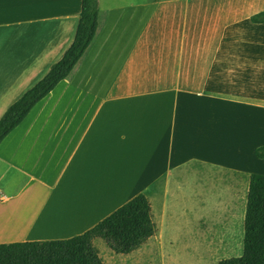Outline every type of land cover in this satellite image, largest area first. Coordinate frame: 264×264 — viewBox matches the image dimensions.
Segmentation results:
<instances>
[{"label":"crops","instance_id":"0c3cea01","mask_svg":"<svg viewBox=\"0 0 264 264\" xmlns=\"http://www.w3.org/2000/svg\"><path fill=\"white\" fill-rule=\"evenodd\" d=\"M254 1L225 4L256 16L264 4ZM193 2L98 0V28L83 57L0 145V209L32 190L47 205L64 200L91 209L66 233L33 230L0 245L86 233L149 190L166 165L202 163V149L227 154L229 144L242 145L233 140L235 122L243 135L250 129L264 137V64L238 59L241 44L232 34L218 40L187 30V20L217 15ZM81 11L82 0H0V54H27L2 59L0 120L63 59ZM254 16L251 23L264 26ZM149 77H160L162 88L149 90ZM214 134L228 147L197 141ZM188 146L196 147L192 157ZM115 174L117 183L107 187Z\"/></svg>","mask_w":264,"mask_h":264},{"label":"rangeland","instance_id":"374dc122","mask_svg":"<svg viewBox=\"0 0 264 264\" xmlns=\"http://www.w3.org/2000/svg\"><path fill=\"white\" fill-rule=\"evenodd\" d=\"M229 1L199 0L203 9H217V15L210 20H187L186 29L202 30V38L208 39L230 40L232 34L241 44L235 48L238 59L246 64H264V26L250 21L256 11L250 13L243 8L233 13L231 6L225 4ZM254 2L264 4V0ZM193 3L187 0L190 7ZM24 55L27 54H0V64L3 58ZM160 79L149 77V90L161 89ZM199 137L197 141L202 145L228 147V143L216 141V134L207 140L203 135ZM233 140L243 141V144H229L233 146L227 154L220 147L217 153L213 149H202L199 152L202 163L195 161L196 158H186L180 166L163 167L149 190L143 192L152 203L153 221L158 229L156 236L127 256L113 253L102 239L95 240L94 246L103 263L217 264L240 257L248 192L246 178L251 174L264 175V161L255 156V151L264 147V137L250 129L243 135L241 123L235 122ZM195 148L188 146L186 153L194 156ZM16 179L21 181L23 177Z\"/></svg>","mask_w":264,"mask_h":264},{"label":"trees","instance_id":"16d2710c","mask_svg":"<svg viewBox=\"0 0 264 264\" xmlns=\"http://www.w3.org/2000/svg\"><path fill=\"white\" fill-rule=\"evenodd\" d=\"M98 0H82L74 43L50 73L0 120V145L21 125L32 110L72 73L93 41L98 28ZM264 24V12L252 18ZM264 161V147L255 151ZM248 192L240 242L242 255L217 264H264V175L247 178ZM158 232L150 200L138 195L86 233L68 239L0 245V264H104L94 246L102 239L117 255L127 256L142 248Z\"/></svg>","mask_w":264,"mask_h":264},{"label":"bare ground","instance_id":"6f19581e","mask_svg":"<svg viewBox=\"0 0 264 264\" xmlns=\"http://www.w3.org/2000/svg\"><path fill=\"white\" fill-rule=\"evenodd\" d=\"M117 181L115 174L106 181V185H115ZM29 196L20 197L0 209V239L22 238L33 230L36 236L66 233L85 217L91 209L89 205H92L79 206L64 200L47 205L46 195L38 190L30 191Z\"/></svg>","mask_w":264,"mask_h":264}]
</instances>
